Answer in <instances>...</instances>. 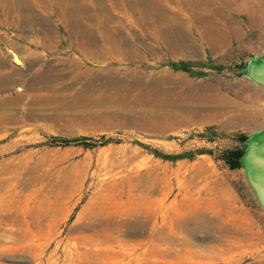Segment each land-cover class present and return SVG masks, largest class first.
Masks as SVG:
<instances>
[{
    "label": "rangeland",
    "instance_id": "rangeland-1",
    "mask_svg": "<svg viewBox=\"0 0 264 264\" xmlns=\"http://www.w3.org/2000/svg\"><path fill=\"white\" fill-rule=\"evenodd\" d=\"M257 2L252 9L251 0H147L154 8L144 17L139 0H0V71L19 72L0 99L21 89L58 96L0 109L38 114L0 127V264H264V208L244 167L222 158L264 127V88L247 75L264 52V0ZM101 8L120 47L135 56H83L80 39L101 38ZM76 57L82 71H96L85 82L110 72L127 83L137 72L147 80L169 72L177 77L171 93L184 77L186 95L216 93L232 105L220 120L166 132L138 127L135 118L130 126L83 123L75 114L116 106L73 101L82 86L69 77ZM39 69L57 83L27 88Z\"/></svg>",
    "mask_w": 264,
    "mask_h": 264
},
{
    "label": "bare ground",
    "instance_id": "bare-ground-1",
    "mask_svg": "<svg viewBox=\"0 0 264 264\" xmlns=\"http://www.w3.org/2000/svg\"><path fill=\"white\" fill-rule=\"evenodd\" d=\"M139 1L141 2L143 7L144 17H148L149 10H152L154 7L151 6L149 3H147L146 5L147 0H139ZM251 1H252V5L250 6L252 9L258 6L257 5L258 0H251ZM116 5L121 10L125 9V7L122 6V3L120 1H118ZM67 6H69V3ZM76 8L77 7H73L71 9L72 13L74 10H76ZM99 10H100L99 16L101 18L102 24L101 23L99 24L100 32L98 33H100L101 38L99 39V38H95V36L94 37L88 36L83 38L85 40L80 39L78 44H79V49L83 53V56L87 59H96L101 62L107 61L108 59L111 58L120 59L121 57L124 56H128V57L132 55L135 56L137 54L136 52L137 50L136 49H135L136 51L134 49H130L129 51L123 50L120 47L117 40L114 38L111 29L108 28L107 26L108 23L107 21L109 16L108 10L104 8H101ZM83 11L85 12L86 10L84 9ZM156 13L160 15L162 13V10L158 9ZM193 15L195 16L194 13ZM79 17H81V15ZM96 28L95 30H97ZM81 62H82L81 58L78 57L70 59V64L73 68L69 72L71 75L69 77H72V79L78 80L80 81V83H82L81 89L75 93V96L72 95L73 101L75 103H83V101H87V100L96 101V102L100 100L102 103L115 102V106H116V108H107L101 111L98 110H92V111L90 110L89 112L86 111L85 115L83 113L75 114V116H78L79 114L82 115L81 120L83 121V123H92L94 125L99 126L103 121H110L114 125L130 126L133 123L131 121V118H135L134 121H138V127H143V128L151 127L155 131L157 129L158 131L166 132L169 129L178 128L180 125L186 122L193 124L200 121H208L214 119L220 120L222 115L225 113L223 111L224 108L232 105L230 100L225 95H220L216 93L214 96L206 93H202L199 97H195V95L194 94L191 95V93L189 95H186L188 86L186 88H183V82L185 80L184 77H181L180 80L181 88L176 93L174 94L171 93L168 88L169 87L168 84L169 83H174V85L177 84L175 83L176 82L175 79L177 77L174 79L173 74L169 72H165L162 78H159L158 75L153 74L154 77L151 80L145 79V76H141V74L137 72L136 74H131L132 77H134L133 79L136 80L130 83L126 82L127 79L130 80V78H123L116 73L110 72V74H107L106 76L103 77H100V75L97 74V76H93L92 79H89L88 82H85L83 81L84 78H86V76H88V74L90 73L96 74V71H94L95 73L90 71L89 69H85L84 71H82L83 66ZM40 70L41 69H39V71ZM39 71L37 75H34V77L31 78V80L29 79L30 81H27L28 82L26 83L27 88L36 90L37 88H39L38 86H41L44 87L45 89H49L54 83H57L55 82L56 78L54 76L44 71H40L42 73H39ZM18 74L19 72L0 71V88H3L7 84L13 83L16 77L18 76ZM98 79H100V82L96 84V81ZM158 85H161V87L160 88L158 87L159 89L155 93L149 92L150 90L149 91L145 90L146 87L152 88V87H157ZM96 86H99L100 88L102 87L107 88L108 90L112 91V94L104 98L99 97L95 94H89L88 90ZM133 90H136L137 92L133 94L132 92ZM56 97L58 96L57 95L54 96L52 93L51 94L48 93V91L47 92L36 91L30 93V92H25L24 90L21 89L15 95H10L3 99H0V109L6 107H12L17 103H20L25 98L31 100L32 103L34 104H43V103H48L49 101L52 102L53 99ZM188 97L192 99L188 100ZM148 103L154 104L158 109H149L148 107H146ZM170 105H173V107L176 106L177 109L174 110L169 109L168 106ZM253 116L255 119H253L252 116H245V115H243L242 118L243 120H247V121L252 119L257 120L256 118L258 117L255 115ZM37 117L38 114L36 115L33 113H28L26 118L19 115L15 111L0 110V127H5V126L7 127L8 123H12L16 125L21 122H24L26 119L35 120ZM240 118L241 117H239V119ZM14 193L16 194V191Z\"/></svg>",
    "mask_w": 264,
    "mask_h": 264
},
{
    "label": "water",
    "instance_id": "water-1",
    "mask_svg": "<svg viewBox=\"0 0 264 264\" xmlns=\"http://www.w3.org/2000/svg\"><path fill=\"white\" fill-rule=\"evenodd\" d=\"M247 75L252 82L264 88V52L251 60ZM242 161L247 180L264 208V127L249 138Z\"/></svg>",
    "mask_w": 264,
    "mask_h": 264
},
{
    "label": "trees",
    "instance_id": "trees-1",
    "mask_svg": "<svg viewBox=\"0 0 264 264\" xmlns=\"http://www.w3.org/2000/svg\"><path fill=\"white\" fill-rule=\"evenodd\" d=\"M240 140L243 141V145L242 146H238L235 147L233 149H228L225 152H223L222 154V158L226 160V162L228 163V165L231 168H240L243 167V157L246 153L247 147H248V142H249V137L248 136H241ZM65 144H70L72 143V140L69 139H65L64 140ZM205 151H201L200 153H204ZM177 157H183L181 155L177 156Z\"/></svg>",
    "mask_w": 264,
    "mask_h": 264
}]
</instances>
